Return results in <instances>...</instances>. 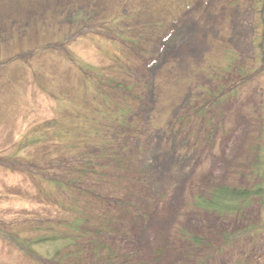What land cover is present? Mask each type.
I'll return each mask as SVG.
<instances>
[{
	"label": "rangeland",
	"instance_id": "rangeland-1",
	"mask_svg": "<svg viewBox=\"0 0 264 264\" xmlns=\"http://www.w3.org/2000/svg\"><path fill=\"white\" fill-rule=\"evenodd\" d=\"M262 2L0 0V229L18 227L33 237L37 224L66 216L59 203L68 195L54 185L57 201L44 199L41 186L53 192L32 180L34 164L62 179L64 166L53 165L65 155L62 146L97 135L87 127L106 122L95 110L102 108L93 97L96 73L106 74L105 90L109 79L133 67L136 99L128 122L138 125L120 140L123 147H141L149 184L139 214H124L110 242L142 264H264V233L224 240L261 222L257 202L226 217L192 205L202 188L246 181L243 168L260 129L263 99ZM140 38L152 40L138 44L141 54L128 43ZM226 63L232 73L217 77V67ZM217 81L220 91L236 89L238 95L214 108L207 97ZM203 106L210 111L198 124L195 112ZM207 129L212 137L206 142ZM96 144L88 139L79 149L97 150ZM125 151L116 150L121 156ZM51 249L37 248L43 255ZM35 261L0 239V264L44 263Z\"/></svg>",
	"mask_w": 264,
	"mask_h": 264
},
{
	"label": "trees",
	"instance_id": "trees-1",
	"mask_svg": "<svg viewBox=\"0 0 264 264\" xmlns=\"http://www.w3.org/2000/svg\"><path fill=\"white\" fill-rule=\"evenodd\" d=\"M262 1L263 8L260 11V17L264 22V0ZM148 41L152 40L145 39L144 42L142 38L134 42L129 40L128 43L134 45L133 47L129 46L130 50L141 54V47L138 44L143 42L145 45H149ZM258 48L262 62L258 73L261 72L264 75V36H261ZM121 58L117 59L116 64L122 68ZM136 61V59L133 60L134 63ZM129 63H131L130 60ZM125 68L127 69L125 72L121 71L117 78H111L104 84L106 85L105 90L102 88V83L107 80L105 79L106 74H102L101 71L96 73L98 79L93 82L96 89V93L93 92V97L94 100H98L99 106L102 108L95 110L102 114L106 122H101V120L95 122L98 126L94 127H87L84 124L90 131L98 134L93 137L84 136V139L81 138L82 140L79 136L73 137L74 139L69 137V141L62 146L66 156L61 155V159L56 158L53 165L64 166L65 176L60 178L61 180L47 177V171L39 164H34L33 174L30 171L32 180L36 177L38 182L45 183L51 191L52 186L55 185L61 192L68 195L65 202L59 203L62 213L66 216L60 219L52 218L49 223L41 221V225L37 224L34 230L38 234L33 237L29 235L28 230H20L17 226L15 229L12 227L9 230L7 228L0 229L1 240L15 247L24 255L35 259L37 263H41L43 260V264L46 262L55 264H142L134 257L120 251L113 242H110L112 234L121 225L124 214H128V212L133 215L139 214L145 205L144 192L149 184L145 178L146 166L143 164L141 147H128L127 143L123 147L124 141L120 140V137L125 133H134L135 126L138 125L128 122V119L133 115L132 104L136 99L134 96L135 85L132 84V79L137 72L133 70V67ZM217 68L218 70L215 71L217 77L230 75L234 69L232 63H226ZM244 69L242 71L245 73ZM253 70L256 71L257 68L250 69V71ZM219 82L216 83L218 85L216 92L220 91ZM124 89H127L130 94L123 95ZM216 92H209L207 97L208 101L212 100L211 105L214 108H218L226 100V97L238 95L236 89L231 92L220 91V95ZM262 95L260 129L247 151V165L243 168L244 172L246 171V181L241 185L212 184L206 189L202 188L203 192L192 199V205L198 209L223 217L240 215L256 202L260 205L262 209L261 222L248 226L238 235H224L226 243H233L237 237L243 235L264 233V82L262 83ZM125 101L131 104H126ZM209 111L206 106L200 107L195 112L196 122L200 124L203 119L207 118ZM206 122L210 123L211 118ZM72 130L70 132L77 133ZM208 131L210 130L205 131L206 142L212 137V133ZM70 132L67 130L66 134ZM118 132L122 134L119 135ZM193 137H195L194 134ZM65 138L67 139L66 136ZM88 139L90 142L97 143V150L86 146V149L81 152L80 143H86ZM35 141L37 143L42 140L38 138ZM119 149H126V155L118 154L116 150ZM56 151L45 154V158H50L51 153L58 154ZM16 161L17 159L11 160L10 163H16ZM40 192L47 197L44 199L52 198L57 201V198L53 197V191L51 194L47 193L41 186ZM147 202L149 203V200ZM189 238L196 245L201 242L197 236L190 235ZM39 247L53 249L49 254L43 255L37 250Z\"/></svg>",
	"mask_w": 264,
	"mask_h": 264
}]
</instances>
